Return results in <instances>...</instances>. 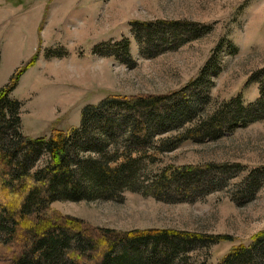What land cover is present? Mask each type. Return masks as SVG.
I'll list each match as a JSON object with an SVG mask.
<instances>
[{"label":"rangeland","instance_id":"374dc122","mask_svg":"<svg viewBox=\"0 0 264 264\" xmlns=\"http://www.w3.org/2000/svg\"><path fill=\"white\" fill-rule=\"evenodd\" d=\"M156 21L195 24L203 34L156 54L140 39V24ZM124 39L130 42L129 63L123 52L113 54ZM97 46L105 55L95 52ZM35 54L11 93L22 103L21 132L30 137L79 126L83 108L110 95H171L187 103L208 95L203 115L237 95L248 105L258 99L259 84L247 82L264 70V0H0V88ZM204 69L213 82L209 89L205 82L195 85ZM206 165L227 166L223 174L200 175L199 186L217 183L212 192L185 191L167 202L127 191L117 201H56L49 210L104 238L148 229L229 236L176 262L217 264L264 231V119L217 140L186 141L142 174L152 179L164 169ZM5 246L0 244V256Z\"/></svg>","mask_w":264,"mask_h":264},{"label":"trees","instance_id":"16d2710c","mask_svg":"<svg viewBox=\"0 0 264 264\" xmlns=\"http://www.w3.org/2000/svg\"><path fill=\"white\" fill-rule=\"evenodd\" d=\"M140 26L143 47H153L156 54L175 50L203 34L195 24L180 21ZM129 47V40L124 39L112 47L116 50L113 54L123 52V60L129 63ZM94 50L105 55L100 46ZM37 57L35 54L18 68L0 88V244L11 250H2L8 254L0 256L4 257L1 262L177 264L188 261L185 254L197 247L231 240L224 235L172 229L135 230L104 238L76 221L54 218L49 208L56 201H117L127 191H142L167 202L176 201L174 196L185 191L209 188L212 192L217 183L199 186L200 175L208 171L223 174L227 166H189L172 173L164 169L152 179L142 172L146 165L156 164L161 154L174 151L186 141L217 140L223 133L264 119V70L252 74L247 82L259 84L258 99L248 105L237 95L203 115L200 108L209 100L208 95L189 103L184 99L173 101L171 95H110L98 104L85 106L79 126L30 137L21 132L22 103L11 98V93ZM217 74L218 70L214 76ZM207 77L204 69L195 85L205 82L209 89L213 82ZM199 114L202 118L183 127L186 120ZM217 264H264V231L250 244L233 248Z\"/></svg>","mask_w":264,"mask_h":264}]
</instances>
